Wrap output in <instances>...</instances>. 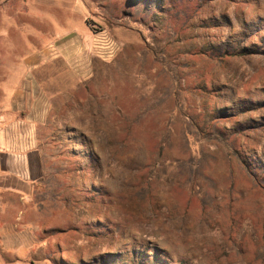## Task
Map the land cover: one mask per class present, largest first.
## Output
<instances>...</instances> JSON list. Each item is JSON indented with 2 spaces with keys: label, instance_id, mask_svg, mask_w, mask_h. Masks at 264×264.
<instances>
[{
  "label": "rangeland",
  "instance_id": "374dc122",
  "mask_svg": "<svg viewBox=\"0 0 264 264\" xmlns=\"http://www.w3.org/2000/svg\"><path fill=\"white\" fill-rule=\"evenodd\" d=\"M60 1L0 0L19 72L56 23L94 34L40 126L42 176L2 207L29 264H264V0Z\"/></svg>",
  "mask_w": 264,
  "mask_h": 264
},
{
  "label": "crops",
  "instance_id": "0c3cea01",
  "mask_svg": "<svg viewBox=\"0 0 264 264\" xmlns=\"http://www.w3.org/2000/svg\"><path fill=\"white\" fill-rule=\"evenodd\" d=\"M39 4L41 11L47 10L44 0H29L28 7L36 11ZM59 6L66 13H83V6H70L69 0H61ZM67 22L56 23L58 31L53 36H41V41L32 45L21 57L22 71L15 64L0 65V264L32 261L29 254L35 252V241L30 232L17 228L18 224L14 229L3 222L2 207L6 195L16 197L18 202L29 199V192L44 171L40 126L45 123L48 106L82 85L92 70L93 32L82 34L73 26L66 31L70 28ZM30 28L35 34L36 26L31 24ZM6 60L0 54V61ZM6 86H12L10 91ZM20 250L26 255H18Z\"/></svg>",
  "mask_w": 264,
  "mask_h": 264
}]
</instances>
